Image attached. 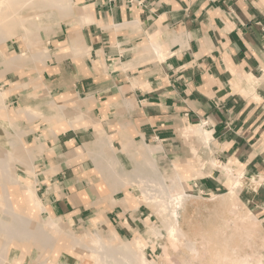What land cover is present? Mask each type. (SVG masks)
<instances>
[{"label": "crops", "instance_id": "obj_1", "mask_svg": "<svg viewBox=\"0 0 264 264\" xmlns=\"http://www.w3.org/2000/svg\"><path fill=\"white\" fill-rule=\"evenodd\" d=\"M261 25L264 0H72L69 19L46 43L47 57L35 58L43 61L24 85H8L4 100L13 113L0 118V145L24 154L17 171L34 182L39 214L66 220L71 230L113 229L122 241L136 238L147 209L137 203L133 179L136 170L156 178V168L142 167L149 159L167 178L177 166L183 192L194 179L214 194L189 193L181 228L194 240L196 206L214 199L228 208L232 193L218 168L194 169L193 146L202 158L211 151L244 174L230 197L264 236V81L255 72ZM155 43L166 52L162 59ZM200 124L211 133L209 147L179 137ZM14 138L22 145L13 148ZM114 175L121 181L115 184ZM252 175L263 179L256 188Z\"/></svg>", "mask_w": 264, "mask_h": 264}, {"label": "bare ground", "instance_id": "obj_2", "mask_svg": "<svg viewBox=\"0 0 264 264\" xmlns=\"http://www.w3.org/2000/svg\"><path fill=\"white\" fill-rule=\"evenodd\" d=\"M71 5H72V0H0V42L3 43L6 39H10L12 41L16 40V39L17 40L18 39H22V40L27 39L26 44H27L28 50L29 51L31 50V53H30L31 54V60H34L35 58H39V56L42 53L44 54V56L47 57L48 48H46L45 46L44 47L37 46V42L34 41L33 38L38 37L39 31H42V32L44 31L46 34L49 26L51 25L50 23L53 21H57L58 17L60 18V17H63L65 15H70L71 14ZM177 40H179V39L175 36L172 39V42L173 41L178 42ZM150 47H152V46L150 45ZM150 47H149V49H151ZM153 49L155 51H157V53H158L157 55H159L160 59H162L164 57L166 52L163 54V51L160 48V44L155 43L153 45ZM3 53L6 55L7 51L4 50ZM18 58L23 60V62H25L26 55L24 53H21V54H18L17 56H12L11 58L7 57L8 60L6 61V63L12 64L13 60L18 59ZM6 93H7V90L2 91V92L0 91V107L3 104V102L5 101L4 97H5ZM36 112H37L36 110L35 111L33 110V114L34 113L36 114ZM37 113H39V112H37ZM43 116H41V117H43ZM58 116L59 115H57V117ZM32 117H33V115H32ZM44 117H43V119H44ZM35 118H37V117H35ZM47 118L49 119L48 116H47ZM203 126L204 125H201V124L188 126L186 132H187V134H191L192 136L199 138L201 143L205 144L204 147L205 146L209 147L208 145H209V142H210L212 136H211V133L209 131H207ZM21 132L22 131H20L19 133H21ZM13 135H16V134H13ZM49 135H51V133H49ZM49 135H48V137H49ZM8 139H11V137ZM14 139L15 140H12V142H11V145H13V148L15 146H17L14 144H16V143L19 144V142H18L19 140L17 141L16 138H14ZM95 141H97V140L95 139ZM100 142H102V141H100ZM105 144L107 145V143H105ZM105 144H104V146H105ZM132 144L131 145L129 144V145L134 146ZM9 145H10V142H9ZM19 145H22V144H19ZM98 145L99 144H96V146H98ZM100 145H101V143H100ZM17 147H15L16 149L14 148L12 150L16 151ZM21 148H22V151L26 152L25 148L23 149V146H21ZM132 149H134V148H132ZM18 150H20V149H18ZM38 150H40V149H38ZM147 150H148V148H147ZM13 151H10V150L6 151L5 150V152H4L2 149L0 152V155L3 152L2 156L0 157V237L2 236L4 238V242L0 245V264L4 263V262L9 263L8 255H9V252L12 248L20 249V251L23 254V255H21V258L23 259V257L26 256V252L30 246V243L37 242L36 243L38 245L37 248L40 249L41 246H43V245L40 246L39 241L43 240V242L47 241V244H45V245H49L51 248H53L55 246L59 248V246H60L59 244L61 243L60 241H62L63 242L62 245H64V238H67V239L70 238L71 243L69 246L71 249L74 248L75 246H80L89 252V255L85 256L83 258L84 264H89L90 262H91V264H153L151 261L148 260L146 253L142 250V248H144L143 247L144 244L142 242V239L139 237H136L132 241V243L129 242V244H131V247L129 244H128V247H125V246L121 245V242H117L115 244L111 243V241L113 239L118 238L117 233L113 229H110L109 231H107V233L106 232L103 233L99 229H93L92 230L93 234L88 232L87 229H84L83 231L72 232V231H69L70 228L67 227V224L65 222L66 220L64 221L63 219L58 218V217L57 218L48 217L45 221H38L37 216H38L39 212L42 210V205L39 201V198L37 197V195L35 193V189H34L35 184H34V182L32 184L30 182H26V184L21 183V180L18 178V176L14 174L13 168L15 167V165H14L15 163H13V162H16V163L21 162L22 163V161H19V158H21V155L23 153L20 154V156H18L21 151L18 152V154L16 153L17 151L16 152H13ZM104 151L106 152L107 150H104ZM100 153H101V151H100ZM111 153L112 152H110V154ZM105 154H107V153H105ZM25 157H26V155L23 156V159ZM204 159H206V158H204ZM20 160H22V159H20ZM210 160H212V159H210ZM203 161H202V163H204ZM107 162H108V160H107ZM147 164L151 165L150 167H152V169L156 168L155 169L156 178H152V179L146 178V176L142 175V172H140L139 170H136V173H135L136 178L133 179V183L137 187V191H138L137 196H138V199L140 200V202L146 203L148 206L154 208L156 214H159V217L161 216V221H162L161 224H159L158 226H153V224L148 225V231L150 234L149 235L150 239L148 238L149 241L153 242L155 237L167 234L173 241H175V242L181 241V243H185L184 245L188 249L196 252L195 251L196 240L191 239L192 240L191 241L187 237H185V233L183 232L184 229L182 230V228H181V224H182V222H184L183 220L185 219V218H183L184 214H185L184 212L187 211L186 210L187 206H188L187 202L190 200L191 196L189 194L184 193L182 190L181 179L179 176L180 173L178 171L177 166H175L177 171L176 170L173 171V176L170 178H167L168 175H166V171L162 170L163 165H161V166L159 164L156 165V164H154V162H151L148 159L146 161V163L143 164V166L142 165L141 166L145 167ZM19 165H22V164H19ZM106 165H107V163H106ZM31 166H32V164H31ZM199 166H201V165H199ZM224 166H225V164H224ZM106 167H107V169H110V168H108V166H106ZM173 169H174V167H173ZM202 169H203V167H202ZM221 169L224 170L225 168L221 167ZM31 170H33V169L31 168ZM225 170H227V169H225ZM109 171L110 170L102 171L101 172L102 176L104 174L103 172H107L108 177H109V173H111ZM27 175H28V173H27ZM239 176H241V174ZM104 177H105V179H108V177H106V176H104ZM111 177H112V175H111ZM119 177H121V176H119ZM119 177H117V176L115 177V175H114V181L117 178L119 179ZM229 177H231V176H229ZM118 179H117V181H118ZM119 180L121 181V179H119ZM114 181L112 182L113 184H114ZM117 181H115V184ZM122 182H120L119 184H123ZM251 182H253V181H251ZM109 184H110V182H109ZM234 184H235V186L232 185L234 187L239 188L241 186L239 180H235ZM250 188H251V186H250ZM123 203H125V202H123ZM160 225L162 227H160ZM43 226H45L47 229H49L50 233L49 232L47 233L45 230L43 231V228H42ZM61 236H62V238H61ZM184 238L188 239L189 241H187V240L184 241ZM182 239H183V241H182ZM34 245H35V243H34ZM44 246H43V248H44ZM134 248L137 249L138 253L136 251H134ZM57 253H58V249L54 250L53 259L49 263H44V264H62L61 262H58L56 260ZM29 256H31V255H29ZM246 264H263V262L262 261H254V262L247 261Z\"/></svg>", "mask_w": 264, "mask_h": 264}, {"label": "rangeland", "instance_id": "obj_3", "mask_svg": "<svg viewBox=\"0 0 264 264\" xmlns=\"http://www.w3.org/2000/svg\"><path fill=\"white\" fill-rule=\"evenodd\" d=\"M71 13H72V5H71ZM71 15V14H70ZM70 15H65L63 17H58L57 21L51 22L47 33L43 31H39L38 37L33 38L34 41L37 42V46L46 47L47 42L51 41L50 37L52 34L57 32L59 25L62 21H67ZM62 18V19H61ZM64 19V20H63ZM60 20V21H59ZM57 26V27H56ZM46 39V40H45ZM26 40L16 39L10 40L6 39L3 43L0 42V91H5L9 84L13 85H24V80L29 78L33 71L38 68L39 62H42L41 59L31 60V50H28ZM5 43V44H4ZM7 51V56L3 53V51ZM26 50V51H25ZM49 52V50H48ZM24 53L26 55V60L23 62L21 59L13 60L12 64H7L6 61L8 60L7 57L11 58L12 56H17L18 54ZM41 55L44 56L42 53ZM260 63L255 69L258 75L257 81H264V49L260 53ZM15 61V62H14ZM258 70V71H257ZM7 93L4 98H6ZM6 100L0 107V118H5L6 115L12 114L13 109L11 106L9 107L5 104ZM33 110L31 113H33ZM35 111V110H34ZM11 119V118H10ZM204 125L207 124V121L203 123ZM187 128H183L179 131V137L186 141V143H195L200 142L199 138L192 136L191 134H187ZM186 134V135H185ZM197 140V141H196ZM197 142V143H198ZM195 149V147L191 146ZM10 148V146H3L0 145V149L5 152ZM12 148V146H11ZM190 155L192 160V165L195 168L208 170L207 173H210L212 168H218L220 173L223 177L227 179L228 190H231L232 183L235 186V180H239L241 185V180L239 179V175L242 174L239 169L236 168L234 164L231 162L222 164L220 161H217L213 158V153L211 151L207 152V155L202 158L201 154L197 153V150H192ZM22 150V148L20 147ZM24 149V148H23ZM0 150V152H1ZM3 153V152H2ZM2 153L0 157L2 156ZM207 158V159H204ZM212 159V160H210ZM198 160V161H197ZM204 160V161H203ZM210 160V161H209ZM215 160V161H214ZM202 161L204 163H202ZM206 161V162H205ZM213 163H212V162ZM15 167L13 168L14 174L18 176L21 180V183L26 184L28 180L25 178V174L22 172L17 171L18 166L16 162ZM216 165H215V164ZM203 164V165H202ZM201 165V166H199ZM17 167V168H16ZM225 168L227 170L221 169ZM16 168V169H15ZM229 169V170H228ZM194 172L196 176L201 175V171ZM230 173H229V172ZM16 172V173H15ZM228 173V174H227ZM232 174V175H231ZM257 175V174H256ZM231 176V177H229ZM242 177L244 174L241 175ZM259 176L252 175L251 181L252 184L255 182L254 187L256 188L259 183L263 181L260 179ZM235 179V180H234ZM261 180V181H260ZM220 184V182H218ZM191 190L186 191L184 193L189 194L195 192L196 194H200L204 197L213 198L214 194H209V191L203 189V187H199L196 181L193 179V183L191 186ZM184 187V188H185ZM230 187V189H229ZM236 189L238 187H235ZM235 190H231L232 195H235ZM228 195L229 203L228 208L222 209L219 208L218 203L211 199L206 204L196 206L195 215L200 212V216H195V224L191 227L194 230L192 237L196 239V247L195 251H191L188 249L181 241L175 242L173 241L167 234L157 236L154 238V241H149L150 234L148 231V225L158 226L161 224V216L156 214L155 209L148 206L146 203L140 202L137 196V203L138 204H145L144 207L147 210H142L144 215L142 216L143 221L145 224L143 226V230L141 231L142 235L138 237L142 239L144 244V248L142 250L146 253V256L149 261L152 263H157L159 259V255L162 256L160 259L162 260V264H246L247 261L254 262V261H262L264 264V236L257 229V224L253 223V220L250 216H246V214L241 213V211H237L236 204L233 202V199ZM137 204V205H138ZM150 207V208H148ZM153 210V211H152ZM240 212V213H239ZM151 216H149V214ZM156 214V215H155ZM149 216V217H148ZM152 220H151V219ZM47 218L44 215L38 214L37 220L38 221H45ZM251 219V220H250ZM159 220V221H158ZM256 222V221H255ZM142 223V222H141ZM160 227H162L160 225ZM43 231L45 230L47 233L49 229L45 226L42 227ZM68 229V228H67ZM66 229V230H67ZM86 228H80L73 230H69L72 232L75 231H83ZM103 233L107 231L103 230L102 228H98ZM88 232L91 234L92 231L87 229ZM50 233V232H49ZM48 235V234H47ZM159 237L160 240L157 241ZM62 238V236H61ZM149 238V239H148ZM131 240L122 241L119 238L113 239L111 243L115 244L117 242H121V245L128 247L129 242L132 243ZM189 241L191 239L184 238V241ZM183 241V239H182ZM192 241V240H191ZM4 242V238L0 237V245ZM61 247L58 248L59 252L57 253L56 260L61 262L62 264H84V257L89 255V252L80 247L75 246L74 248H70L71 240L70 238H64V245H62V241H60ZM59 242V243H60ZM35 243V245H34ZM37 242L30 243V246L26 252V256L21 258L22 252L18 248H12L8 255L9 263H1V264H44L49 263L53 259V251L57 248H51L47 244V241L41 240L39 241L40 246L45 245L44 248L41 246L40 249L37 248ZM131 247V244H129ZM129 247V248H130ZM134 251L137 252V249L134 248ZM19 253V254H18ZM138 253V252H137ZM31 255V256H29ZM29 259V260H28ZM91 264V262L89 263Z\"/></svg>", "mask_w": 264, "mask_h": 264}, {"label": "built area", "instance_id": "obj_4", "mask_svg": "<svg viewBox=\"0 0 264 264\" xmlns=\"http://www.w3.org/2000/svg\"><path fill=\"white\" fill-rule=\"evenodd\" d=\"M261 32H262V35L264 36V25H261Z\"/></svg>", "mask_w": 264, "mask_h": 264}]
</instances>
